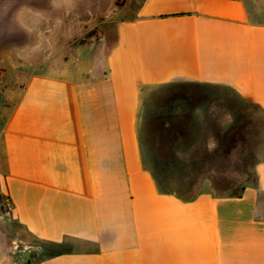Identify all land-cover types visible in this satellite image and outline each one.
Listing matches in <instances>:
<instances>
[{
	"label": "crops",
	"instance_id": "0c3cea01",
	"mask_svg": "<svg viewBox=\"0 0 264 264\" xmlns=\"http://www.w3.org/2000/svg\"><path fill=\"white\" fill-rule=\"evenodd\" d=\"M106 17L9 109L0 264H264V152L241 194L184 169L238 161L249 127L264 147V21L247 0H129Z\"/></svg>",
	"mask_w": 264,
	"mask_h": 264
},
{
	"label": "rangeland",
	"instance_id": "374dc122",
	"mask_svg": "<svg viewBox=\"0 0 264 264\" xmlns=\"http://www.w3.org/2000/svg\"><path fill=\"white\" fill-rule=\"evenodd\" d=\"M118 1L119 4L118 5ZM129 0H0V174L6 171L3 158L2 128L9 109L17 99L27 79L33 73L50 72L53 68L39 67L46 57H54L57 49L76 46L74 40L86 44L107 27L106 14L124 6ZM257 19L264 21V0H247ZM94 32V33H93ZM252 117V116H249ZM255 123L259 115L254 114ZM247 122L245 118L244 123ZM250 123V122H249ZM260 126L240 131L239 146L234 149L232 162H191L192 185H206L223 195L241 194L247 186L257 183L255 167L264 152L258 144ZM236 134H219L220 144L230 152L236 146ZM232 154V153H231ZM228 159V158H227ZM264 203V197H262ZM8 198L2 192L0 180V218H9ZM13 230L10 223L1 225Z\"/></svg>",
	"mask_w": 264,
	"mask_h": 264
},
{
	"label": "built area",
	"instance_id": "2783aa9c",
	"mask_svg": "<svg viewBox=\"0 0 264 264\" xmlns=\"http://www.w3.org/2000/svg\"><path fill=\"white\" fill-rule=\"evenodd\" d=\"M8 207H9V209L11 210V204H10V202L8 201Z\"/></svg>",
	"mask_w": 264,
	"mask_h": 264
},
{
	"label": "trees",
	"instance_id": "16d2710c",
	"mask_svg": "<svg viewBox=\"0 0 264 264\" xmlns=\"http://www.w3.org/2000/svg\"><path fill=\"white\" fill-rule=\"evenodd\" d=\"M118 5H120L121 6V4H119V1H118ZM94 33V32H93Z\"/></svg>",
	"mask_w": 264,
	"mask_h": 264
}]
</instances>
